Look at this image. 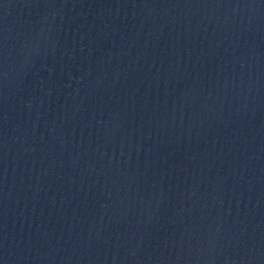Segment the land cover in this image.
Listing matches in <instances>:
<instances>
[{
    "label": "water",
    "instance_id": "1",
    "mask_svg": "<svg viewBox=\"0 0 264 264\" xmlns=\"http://www.w3.org/2000/svg\"><path fill=\"white\" fill-rule=\"evenodd\" d=\"M0 264H264V0H0Z\"/></svg>",
    "mask_w": 264,
    "mask_h": 264
}]
</instances>
